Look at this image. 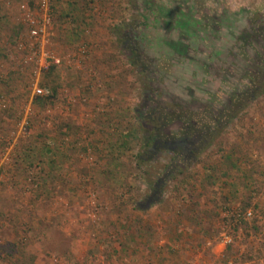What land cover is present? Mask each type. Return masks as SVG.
<instances>
[{"label": "rangeland", "instance_id": "1", "mask_svg": "<svg viewBox=\"0 0 264 264\" xmlns=\"http://www.w3.org/2000/svg\"><path fill=\"white\" fill-rule=\"evenodd\" d=\"M175 1L218 27L264 20V0ZM49 7L0 0V264H264V93L219 130L198 164L180 159L184 174L154 182L174 167L173 152L146 151L136 162L144 138L133 109L177 104L210 120L208 102L217 106L221 92L142 94L112 28L136 21L144 0ZM160 64L155 74L174 70ZM236 67L221 70L222 89L247 85L249 72ZM179 126L159 132L178 135Z\"/></svg>", "mask_w": 264, "mask_h": 264}, {"label": "trees", "instance_id": "2", "mask_svg": "<svg viewBox=\"0 0 264 264\" xmlns=\"http://www.w3.org/2000/svg\"><path fill=\"white\" fill-rule=\"evenodd\" d=\"M144 1L146 7L143 13L141 10L135 11L136 21L129 18V21H123L112 28L120 51L125 54L129 66L141 78L139 81L143 85L142 94H147L151 87H162L161 90L167 98L165 100L168 101L173 94L187 100L191 95L206 94L209 98L221 92V101L217 106L208 102L207 106L212 107L214 113L210 120L203 117L195 119L177 104L172 107V104L164 103L161 107L149 110L150 112L146 111L144 105L133 109L140 126L137 127V132L144 138L142 151L135 154L136 162H144L142 156L146 151L158 149L173 152L171 165L174 167L166 170L162 178L154 180L164 182L168 178L173 180L184 174L178 165L180 159H185L182 162L190 166L198 164L207 148L213 145L215 138L220 134L219 130H224L231 120L242 113L247 103L264 93V20L250 16L242 29H239L240 23L226 20L228 24H222L221 19L218 27L211 24L208 17H190L188 10L180 9V1ZM136 5L138 7V4ZM156 27L159 29H155ZM210 34L211 41L205 39ZM215 38L221 40L219 45L215 44ZM161 61L169 62L174 68L173 71L169 69L172 73L155 74L161 69ZM237 64L240 76L249 72L247 85L241 86L240 89H222V81L225 78L223 71ZM204 89H207V92ZM54 94L55 90L52 89L51 96ZM44 97L49 95H38V98ZM204 101L206 103V100ZM169 121L180 123L178 135H163L159 132L160 128L171 124ZM219 151L222 153L220 156L227 159L225 148H220ZM211 168L207 170L218 169V165ZM183 179L179 182L187 184ZM180 185H177V188ZM44 193L38 191L37 194L41 196Z\"/></svg>", "mask_w": 264, "mask_h": 264}, {"label": "built area", "instance_id": "3", "mask_svg": "<svg viewBox=\"0 0 264 264\" xmlns=\"http://www.w3.org/2000/svg\"><path fill=\"white\" fill-rule=\"evenodd\" d=\"M38 5L41 9L46 10L49 7V5H51V0H38ZM37 33H38L37 31L34 30L32 31L33 35H37ZM54 62L58 63L59 61L55 59ZM38 92L40 93V90ZM248 214H250V212Z\"/></svg>", "mask_w": 264, "mask_h": 264}, {"label": "crops", "instance_id": "4", "mask_svg": "<svg viewBox=\"0 0 264 264\" xmlns=\"http://www.w3.org/2000/svg\"><path fill=\"white\" fill-rule=\"evenodd\" d=\"M71 8H73V5L71 6ZM64 11H66V9H64Z\"/></svg>", "mask_w": 264, "mask_h": 264}]
</instances>
